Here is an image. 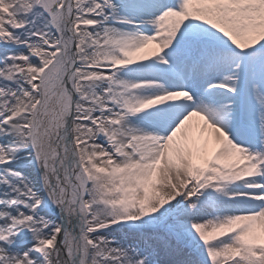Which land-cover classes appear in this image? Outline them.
I'll use <instances>...</instances> for the list:
<instances>
[{
    "label": "snow or ice",
    "instance_id": "6c2138e0",
    "mask_svg": "<svg viewBox=\"0 0 264 264\" xmlns=\"http://www.w3.org/2000/svg\"><path fill=\"white\" fill-rule=\"evenodd\" d=\"M0 264H264V0H0Z\"/></svg>",
    "mask_w": 264,
    "mask_h": 264
}]
</instances>
